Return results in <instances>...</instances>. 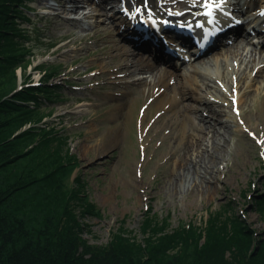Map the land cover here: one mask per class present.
<instances>
[{"label": "rangeland", "instance_id": "374dc122", "mask_svg": "<svg viewBox=\"0 0 264 264\" xmlns=\"http://www.w3.org/2000/svg\"><path fill=\"white\" fill-rule=\"evenodd\" d=\"M190 2L186 1V4ZM70 5L85 11V18L71 20L70 16L80 17L83 11L74 15V12L67 11ZM99 6L93 0H32L30 13L33 17L31 44L42 47V41L38 42L41 38L44 42L58 41L50 51L35 47L32 66L48 61L56 66L58 74L50 84L61 80L70 82L68 87L58 89L60 100L44 102L40 112L52 111L42 122L64 126L69 133L67 145L78 164L74 173H80L83 178L86 201L97 208V217L83 215L80 219L86 226L80 235L86 243L83 246L105 245L109 231L116 229L121 219L127 229L122 232L124 237L139 242V225L147 209L158 219L168 215L170 228L179 222L203 227L207 213L225 206L230 214L243 217L253 231L263 233L264 208L258 203L264 192V78L255 83L251 80L253 71L245 70L244 82L250 86L251 93L237 88L227 91L225 84L219 81L213 84L219 87V91L223 90L236 99L229 98L226 104L222 100L223 107H220L226 110L222 121L230 128L225 141L218 142L217 162L211 164L205 173L212 189L209 194H204L185 184L180 189L176 186L179 190L173 192L165 180V173L172 165L167 162L170 145L174 144L176 154H183L180 132H188L191 140L202 134L188 128L181 119L174 120V108L163 114L157 112V107L146 94L149 84L153 85L152 89L155 85L160 86L150 82L148 70H121V66L136 60L181 73L188 66L167 68L133 52L135 49L126 42L125 34L119 33L122 29L119 18H108L119 10V6L114 11L106 8L108 17H101L104 10ZM41 8L50 14H42ZM216 53L218 59L225 58L221 49L204 60H211ZM32 66L26 72L16 71L14 88L18 89L27 74L30 78L41 75ZM138 80L145 81V84H137ZM200 93L204 96L203 92ZM216 93L220 96L219 92ZM166 94L173 95L171 92ZM189 102L193 103L192 100ZM23 127L27 129L31 125ZM190 152L194 153L193 150ZM30 196L28 193L23 200L26 202ZM34 210H17L19 213L15 216L27 222L29 229H36L41 217ZM21 242L19 240L16 244ZM14 247L18 248L15 245L6 247L4 250L8 253L0 252L1 257L8 256Z\"/></svg>", "mask_w": 264, "mask_h": 264}, {"label": "trees", "instance_id": "16d2710c", "mask_svg": "<svg viewBox=\"0 0 264 264\" xmlns=\"http://www.w3.org/2000/svg\"><path fill=\"white\" fill-rule=\"evenodd\" d=\"M31 1L0 0V252L18 247L0 254V264H264V232L253 231L225 206L207 213L203 227L179 222L170 228L168 215H146L137 243L124 237L119 220L105 245L83 246L86 226L80 219L97 216V209L86 201L82 176L74 173L78 164L67 145L69 133L42 122L52 111L40 112L44 102L60 99L55 89L67 83L47 85L56 69L42 62L34 67L43 73L40 86L31 87L27 74L22 87L14 88L16 71L26 72L34 58ZM25 124L31 127L19 131ZM261 197L257 203L264 208V192ZM24 209L41 217L36 229L15 216Z\"/></svg>", "mask_w": 264, "mask_h": 264}, {"label": "bare ground", "instance_id": "6f19581e", "mask_svg": "<svg viewBox=\"0 0 264 264\" xmlns=\"http://www.w3.org/2000/svg\"><path fill=\"white\" fill-rule=\"evenodd\" d=\"M72 1L73 0H69V2ZM188 1H191L187 6L189 12H192V14L196 16V20H200V16L204 9L208 6H212L214 0H200L201 4L198 0ZM240 1L241 0H224V3H226L227 6H231L233 11H237L235 8H239L245 15L246 11H244V4H240ZM122 2L132 10L131 13H133L135 8L141 9L145 17L150 18V22H147L145 25L146 28H149L148 31L150 32L154 31L156 26L155 19L159 17V14L162 16L160 19V21H162L166 18L164 15L169 9L186 8V0H123ZM114 3H117V5ZM202 4L205 6L202 7ZM119 5L120 0H103V2L100 3V6H102L104 10V12L101 13V17H108L106 8H110V10L114 11L115 7ZM219 5L216 6L215 10L220 11ZM162 8L164 13L162 12ZM81 10V8L79 9L78 7L70 5L67 11L78 12ZM245 10H247V8ZM86 15L87 13L83 11V13H81V18H85ZM111 17L112 19L115 18L116 14L113 16L111 15L110 18ZM132 18L135 24L131 32H135V30L143 24L138 20L136 15H134V17L132 16ZM175 19V16L169 15L166 24L175 21ZM180 20L181 18L177 19V21ZM161 25L159 27H161ZM181 25L184 26L182 23ZM166 27L168 29L173 28L172 24ZM156 29H158V27ZM222 50L225 54L223 60L218 59V53L214 54V57L208 61L204 60L207 57H203L197 62L186 65L188 67H186L183 73L170 71L165 68L161 69L154 65L136 62V60L133 62H126L125 65L121 66V70L129 68L148 70L151 76L150 82L159 84L160 86V88H157L155 85L154 89H152L153 85L149 84L146 94V97L152 99V102L157 107V112L163 114L166 110L174 108L172 110V118L174 120L181 119V122H185L188 128L202 134L198 139L191 140L188 132H180V137L182 138L181 145L184 150L183 154H176V147L174 144L170 145L171 151L168 153L167 162H171L172 165L171 170L165 173V180L170 184L173 192H177L185 184H187L191 190H196L204 194H209L212 189L209 180L205 177V173L211 164L214 165L217 162L215 151L218 142L221 140L222 142L225 141L226 134L230 128L226 122L222 121V116L225 114L226 110L220 109V107H223L222 100L225 101L226 104L229 95L225 91H219V87L213 86V84L219 81L223 82L225 87L231 88L235 80L238 85V87L236 85L238 91L245 89V92L248 90V92L251 93L252 90L250 86L245 85L244 82L245 70L253 71L254 75L251 80L255 83L258 79L264 78V40L254 45L249 42L248 37H245L242 40L233 41L226 49ZM137 84L144 85L145 81L138 80ZM166 92H171L173 95H167ZM200 92H203L204 96H202ZM216 92H219L220 96L217 95ZM184 100L188 102H184ZM189 100H192L195 104L189 102ZM178 101L180 103L177 106ZM239 103L241 104L240 101ZM226 107H228V104ZM145 121L146 120L143 122ZM154 122L156 121L154 120ZM167 124L169 125V123ZM25 129L26 128L23 127L19 131ZM190 150H193L194 153L190 152ZM191 154L194 156L193 158ZM197 165L200 167L198 168ZM176 186L179 189L176 188ZM95 209L97 208L95 207ZM146 215L156 217L154 212L147 209L143 213L139 228ZM122 223L121 219V228L124 229ZM117 227H119V223ZM112 230H114V228L111 229L109 233Z\"/></svg>", "mask_w": 264, "mask_h": 264}]
</instances>
